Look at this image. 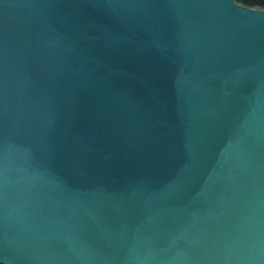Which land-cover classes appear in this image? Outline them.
Returning a JSON list of instances; mask_svg holds the SVG:
<instances>
[{
    "label": "water",
    "instance_id": "obj_1",
    "mask_svg": "<svg viewBox=\"0 0 264 264\" xmlns=\"http://www.w3.org/2000/svg\"><path fill=\"white\" fill-rule=\"evenodd\" d=\"M0 264H264V8L0 0Z\"/></svg>",
    "mask_w": 264,
    "mask_h": 264
},
{
    "label": "trees",
    "instance_id": "obj_2",
    "mask_svg": "<svg viewBox=\"0 0 264 264\" xmlns=\"http://www.w3.org/2000/svg\"><path fill=\"white\" fill-rule=\"evenodd\" d=\"M238 1L239 3L248 7L264 8V0H238Z\"/></svg>",
    "mask_w": 264,
    "mask_h": 264
}]
</instances>
